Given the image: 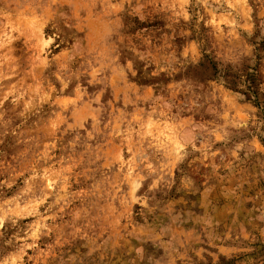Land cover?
Returning a JSON list of instances; mask_svg holds the SVG:
<instances>
[{
  "label": "rangeland",
  "instance_id": "1",
  "mask_svg": "<svg viewBox=\"0 0 264 264\" xmlns=\"http://www.w3.org/2000/svg\"><path fill=\"white\" fill-rule=\"evenodd\" d=\"M0 264H264V0H0Z\"/></svg>",
  "mask_w": 264,
  "mask_h": 264
}]
</instances>
